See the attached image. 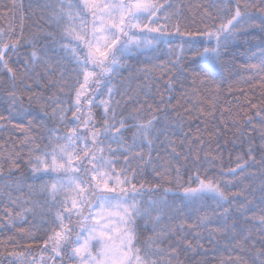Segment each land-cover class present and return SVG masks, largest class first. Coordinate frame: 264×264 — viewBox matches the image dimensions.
Listing matches in <instances>:
<instances>
[{
    "label": "snow or ice",
    "instance_id": "obj_1",
    "mask_svg": "<svg viewBox=\"0 0 264 264\" xmlns=\"http://www.w3.org/2000/svg\"><path fill=\"white\" fill-rule=\"evenodd\" d=\"M16 7L0 12V83L10 85L14 115L43 116L53 126L41 136L32 119L13 125L23 133L21 150L0 152V176L20 174L0 191L11 205L0 227L27 223L28 215L34 221L0 244V264H186L198 250L226 252L217 264H264V0H48L52 30L27 36ZM161 45L168 59L138 70L139 91L122 92L114 80L127 60ZM245 45L243 104L221 109L223 77H215ZM177 85L184 115L180 99L171 104ZM217 112L220 125L207 132ZM196 118L205 135L184 132ZM229 123L239 136L250 126L249 146L226 160L219 138ZM177 131L182 151L170 139ZM165 141L162 157L157 145ZM146 165L158 183L141 179ZM22 167L41 182L26 184ZM142 230L151 234L142 238Z\"/></svg>",
    "mask_w": 264,
    "mask_h": 264
},
{
    "label": "trees",
    "instance_id": "obj_2",
    "mask_svg": "<svg viewBox=\"0 0 264 264\" xmlns=\"http://www.w3.org/2000/svg\"><path fill=\"white\" fill-rule=\"evenodd\" d=\"M48 2V0H0V12H6L13 4H16L17 7L13 9V12L15 13V22L18 25L20 23V19L23 18V24H24V33L25 35H29L31 33H40L43 35L44 32L51 31L52 29L48 27L46 24L47 15H46V9L44 8V5ZM176 3H180L183 5H198V4H207L209 3V0H175ZM186 15H190V13L185 9ZM215 14V13H214ZM0 23H4V21H0ZM17 31H19V28H17ZM40 43H43V40L40 41ZM242 43V42H241ZM165 46L161 45V51L153 53L151 51L143 52L140 54H136L133 58H129L127 60L128 67L126 69L121 70V74L119 77H117L114 80V83L116 86L123 92L126 88H131L135 90H140L138 88V85L144 84V76L143 73L139 72V69H142L144 67H152L154 65L160 64L162 61H166L168 59V56L166 54V51L164 50ZM248 46L245 45L243 47L234 48L232 49L233 56L231 57H225L226 61H229L228 63L224 64L223 70L221 75H217L215 79L217 82L221 81V76L223 77V82L221 84L222 92L220 96V103L219 108L221 109H227L229 107L232 108V110L238 111V101L240 102L242 100L240 90L243 89L244 91H247L248 86L246 84H243L240 82V77L242 75H245L242 71L243 65L247 62L245 59V54L247 51ZM23 51H27V49H22ZM158 75V73H157ZM232 85V91H229L228 86ZM183 86L185 88L191 87V80L189 78L188 81H185ZM160 89L161 91L164 90L163 84L160 83ZM10 90V85L7 82L5 78L4 83H0V116H4L6 119L2 122H0V152L4 151H11L13 146L16 147L17 151L21 150L20 146V139L23 138V133L20 132L18 129H14L13 125H25L27 126L28 121L30 119L33 120V124L35 126L33 134H39L41 136H45L48 134V129L53 126V122L51 120L45 119L43 116L39 118V120L33 119V117L28 116L26 113H20L19 115H14L13 111L9 109V104L7 100V92ZM33 91H40V89L33 88ZM167 95V93H165ZM173 99L171 100V104L175 105L176 101L180 99L181 97V88L179 85L175 88V90L172 93ZM248 95L251 96L252 93L248 92ZM106 98L105 97H98V99ZM116 99H120L119 96L116 97ZM181 107H178L176 111L180 112L181 115H184V100L180 99ZM241 104V103H240ZM243 104V103H242ZM233 106V107H232ZM24 107L27 108V101L24 103ZM246 107V106H245ZM97 112H100L101 109L97 108ZM171 116H174L175 113H170ZM12 116L13 119L11 120V123L8 121V117ZM217 119L215 121L211 120L209 118L208 121V128L207 132H213L214 131V125L219 126L220 120L219 116L220 113H216ZM99 118V117H98ZM248 127L246 126L244 130V135L239 136L235 135L232 136V134L226 132L223 127L220 128L221 131V147L224 149V155L225 159L227 160L228 153L231 152L233 158L236 154L243 152L247 149L248 141H249V131ZM189 129L191 130V133L193 135H205V122L203 118H196L192 119L191 121L187 122V127L184 128V132H188ZM170 133V139L173 141H176V144L179 148L178 151H182L179 147V142L182 140L183 134L180 132H176L175 134ZM251 138L257 148L260 146V140L256 133H251ZM161 141H164V136L160 137ZM224 141H227L225 144ZM235 142V143H234ZM215 146V145H213ZM169 147L167 142L165 141L163 144L157 145V150H159L160 155L162 157L166 156V149ZM24 151H27V149H24ZM156 151H153V157H155ZM257 158L259 159V156L257 154ZM133 166H135V161H133ZM22 172L24 174L26 184H38L41 181H34L32 179H28L29 173L27 168L22 167ZM191 171L189 173L185 174V179L188 178V175H191ZM19 173H17L16 176H10V177H3L0 176V191L7 190L4 188V185L11 184L13 180L19 179ZM153 173L151 166H144V174L142 176V180L145 183H158V181H155L153 179ZM45 180H50L52 177H44ZM27 192V187L24 188V193ZM14 195H22V193H13ZM179 202V201H178ZM11 205L7 204L6 198H0V225H3L5 223L3 217L4 212L7 209H10ZM27 223H17L15 228H12L11 226L8 227H0V244H3L8 237L15 236L16 233L20 228L29 229L31 224L34 222L32 215L27 216ZM192 221L189 220V223ZM150 231H143L142 230V238L146 237L147 235H150ZM36 235H42V233H36ZM17 239H20L19 237H16ZM192 239V237H189ZM195 243V240H193ZM21 243H33L31 240H21ZM41 242L37 240L35 243H33V246L40 244ZM201 243L204 244L205 248L210 249V245L207 243L206 240H202ZM218 257H227V253L223 250L219 251H212L210 250L206 257L203 256V253H200L198 250V253H189L186 258V264H197V262L202 259L206 258L210 261V264H213L210 259L217 260ZM182 259H185V257H181ZM68 264H71L69 261Z\"/></svg>",
    "mask_w": 264,
    "mask_h": 264
},
{
    "label": "bare ground",
    "instance_id": "obj_3",
    "mask_svg": "<svg viewBox=\"0 0 264 264\" xmlns=\"http://www.w3.org/2000/svg\"><path fill=\"white\" fill-rule=\"evenodd\" d=\"M241 98H242V100L240 101V103L242 104L243 101H244V97L241 96ZM245 106H246V105H245ZM232 107H233V106H232ZM224 130H225L226 132L232 134V136H235L236 129H235V127H234L231 123H229V124H228V127H227V128H224ZM171 135H172V134H171ZM174 146L178 147L177 145H174ZM177 149H179V148H177ZM154 154H156V153H154ZM210 260H211V262H212L213 264H217V260H215V259H210Z\"/></svg>",
    "mask_w": 264,
    "mask_h": 264
}]
</instances>
